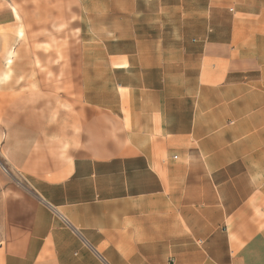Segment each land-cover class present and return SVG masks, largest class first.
I'll use <instances>...</instances> for the list:
<instances>
[{
    "label": "crops",
    "instance_id": "1",
    "mask_svg": "<svg viewBox=\"0 0 264 264\" xmlns=\"http://www.w3.org/2000/svg\"><path fill=\"white\" fill-rule=\"evenodd\" d=\"M148 1L0 0V264H264V0Z\"/></svg>",
    "mask_w": 264,
    "mask_h": 264
},
{
    "label": "rangeland",
    "instance_id": "2",
    "mask_svg": "<svg viewBox=\"0 0 264 264\" xmlns=\"http://www.w3.org/2000/svg\"><path fill=\"white\" fill-rule=\"evenodd\" d=\"M186 2L184 1H180V0H169V4L168 5H173L172 7H175L174 9V15H175V27H176V44L182 42V39H183V35L180 34V32H178V30L181 28L182 26V9L181 7H191V10L194 11L192 13V15H196V12H198L199 10H204L205 9V4L204 2L206 0H185ZM190 1V2H189ZM184 2V3H183ZM166 5V2L165 0H160L159 2L156 1V0H151L148 1L147 3H144V6H146V10L148 11H162L164 10V6ZM224 7L222 9V12H224L225 16L222 18L223 19V23H229L232 16H233V11H232V4L231 3H227V4H223ZM239 6L242 5V6H249L250 4H244V3H240L238 4ZM254 5H258L261 6L262 3H255L253 4ZM95 11H96V14L94 16V20L92 19V17L90 18V22L92 23L91 27H96L98 29H103L104 26H106V10L108 11L109 10V7H111V10H117L118 9V6L115 4V3H111L109 4L108 2H106V0H96L95 4ZM257 7V8H258ZM158 16V15H155V17ZM192 22V20H191ZM192 26L193 25H197V20L196 22H192ZM199 25V24H198ZM104 36V34L102 33H96V37L98 39H102ZM160 53V52H159ZM76 54L77 52L73 51L72 52V58L73 60L76 59ZM178 54H179V51H176V69H178L177 67V63H178Z\"/></svg>",
    "mask_w": 264,
    "mask_h": 264
}]
</instances>
